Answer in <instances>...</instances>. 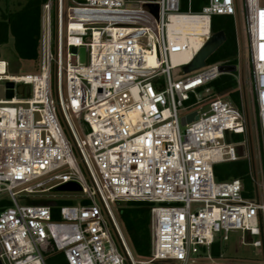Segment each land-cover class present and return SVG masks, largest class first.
Instances as JSON below:
<instances>
[{"label":"built area","instance_id":"1","mask_svg":"<svg viewBox=\"0 0 264 264\" xmlns=\"http://www.w3.org/2000/svg\"><path fill=\"white\" fill-rule=\"evenodd\" d=\"M241 2L253 126L264 149V0ZM73 3L66 11L64 0H56V8L53 0L42 7L38 74L12 75L8 63L0 62V200L11 202L0 210V263L47 264L51 251L67 264H197L202 257L213 262L211 246L224 245L231 232L242 233V245L261 249L264 261V179L261 185L242 97L237 106L209 86L231 74L219 64L184 72L212 37L213 18L235 21L237 0H206L198 12L191 0L188 11L182 0ZM149 5L158 6L157 15ZM74 47L86 49L84 65ZM187 55L192 58L184 61ZM7 82L14 84L11 99ZM193 113L197 119L183 125ZM232 136L246 139L234 143ZM240 160L250 166V197L240 180L215 178L216 165ZM69 183L84 195L78 205L27 202ZM130 201L152 204L151 249L144 260L132 256L111 208Z\"/></svg>","mask_w":264,"mask_h":264},{"label":"trees","instance_id":"2","mask_svg":"<svg viewBox=\"0 0 264 264\" xmlns=\"http://www.w3.org/2000/svg\"><path fill=\"white\" fill-rule=\"evenodd\" d=\"M188 1L182 0L184 10L188 9ZM47 0H26L19 9L2 12L0 14V61L2 59V48L13 41V47L20 61H39V46L41 33L42 7ZM206 4V0H191V9L198 12ZM54 26V21H53ZM54 30V27H53ZM223 32L226 40L221 47L206 61L208 65L219 64L221 66L239 65V48L235 21L232 17L218 16L212 20V33ZM201 45V44H200ZM200 48V47H199ZM198 48V49H199ZM191 55L185 56L190 60ZM237 71L231 74L221 75L216 81L210 83L214 93L227 95L232 98L237 106H241V96L237 89ZM215 178L218 182L240 180L248 196H253L255 190L252 180L250 166L247 161L240 160L232 163H223L214 167ZM32 204H49L42 200H27ZM87 203V202H84ZM71 202L59 201V207L70 205ZM11 202L7 199L0 200V210L7 208ZM117 214L123 224L129 241L139 259H147L151 249V207L152 204L142 201L117 202ZM53 218L58 219V208H53ZM220 243H214L210 248V256L218 260L222 255ZM206 252V249H203ZM47 264H67L66 259L60 253L49 252L46 254ZM197 264H208L199 262Z\"/></svg>","mask_w":264,"mask_h":264},{"label":"rangeland","instance_id":"3","mask_svg":"<svg viewBox=\"0 0 264 264\" xmlns=\"http://www.w3.org/2000/svg\"><path fill=\"white\" fill-rule=\"evenodd\" d=\"M82 0H64V11H66L69 7L75 6L73 2H81ZM26 0H0V14L2 12L7 11H14L16 9H19L22 4H24ZM54 8H56V0H53ZM236 17H235V26H236V32H237V38H238V48H239V65L237 67V83L238 87L237 89L240 92V95L242 97V101L244 103V107L246 112L248 113L251 125H252V141H253V151L255 156V169L256 174L258 176V181L262 185L263 184V172L262 169L264 168V149L261 146L260 138L257 135L255 131L254 125V116L256 114L255 111V104H254V93H253V82H252V70L251 65L249 61L248 56V50H247V36H246V22H245V16H244V6L241 2V0H237L236 4ZM183 11H188L183 9ZM54 17V30H53V54L54 58L56 57L57 49H56V36H57V27L58 22L56 23V13L53 12ZM2 59L5 60L8 63V73L12 75H31V74H38L40 72V63L38 62H31V61H20L14 51L13 47V41L11 40L8 45L2 48ZM75 64V62H73ZM55 66V64H53ZM4 86L5 83H0V99H3L4 96ZM52 96L53 100L55 101L57 105V92H56V83H55V67H54V73H53V81H52ZM223 98H227L230 101H233L231 97L227 95H221ZM60 116V115H59ZM61 119V117H60ZM245 137H236L232 136V142L237 143L244 141ZM90 183V181H89ZM52 184L46 185V188L52 186ZM30 200H42L52 203H58L59 201H67L71 202L70 205H78L79 201L84 195L82 193H75V192H62L59 190H51L49 192L41 193V194H35L29 196ZM97 203L102 209L106 220L107 216L103 210V207L100 203V201L97 199ZM20 204L24 205L26 204V200H21ZM112 211L114 213L115 220L120 228V231L123 234V237L127 243V246L132 253V256L135 260H141L138 258L135 250L133 249L129 238L127 237V234L124 230L123 224L117 214V207L114 205H111ZM109 228L111 230V234L113 237V240L115 241L119 251L121 254L124 255L123 250L120 246V243L116 237V234L114 230L112 229V226L110 225L109 221ZM241 232H231L229 234V240L224 243L222 246V255L218 260H213L211 262L209 259L202 257L198 259V262H205L208 264H264V261L262 260L261 255V249H257L253 247L252 245H242L241 244ZM261 237H256L253 239V241L261 240ZM247 242H252L250 238L247 237ZM264 248V245H263ZM262 248V251L264 250ZM264 253V251H263ZM144 260V259H143ZM128 264V263H126Z\"/></svg>","mask_w":264,"mask_h":264},{"label":"water","instance_id":"4","mask_svg":"<svg viewBox=\"0 0 264 264\" xmlns=\"http://www.w3.org/2000/svg\"><path fill=\"white\" fill-rule=\"evenodd\" d=\"M149 8H151L152 11L155 13V15H157L158 13L157 5H149ZM225 40H226V37L223 32L213 34L212 37L209 39V41L204 45V47L195 56L193 61L188 66L184 67V72L189 73V72H193L195 70L205 67L207 59L211 57L212 54L215 53L221 47V45L225 42ZM72 53L74 55L78 54L79 63L81 65H84L86 63V49L84 47L79 48V49L74 47L72 48ZM220 71L223 73H234L237 71V67L236 66H222L220 67ZM6 87L10 89L7 92V98L9 99L13 98L12 89L14 87V84L11 82H7ZM18 90H19V93L22 95L24 86H19ZM27 96H29V87H27ZM194 119H197V113H193L192 115L182 119V124L185 125L187 123H190ZM57 190L62 191V192H79L81 191V188L75 183H69V184L59 187Z\"/></svg>","mask_w":264,"mask_h":264},{"label":"bare ground","instance_id":"5","mask_svg":"<svg viewBox=\"0 0 264 264\" xmlns=\"http://www.w3.org/2000/svg\"><path fill=\"white\" fill-rule=\"evenodd\" d=\"M185 58V57H184ZM191 60V59H190ZM184 61H189V60H185ZM3 62V61H0ZM0 73H4V67H3V63H0Z\"/></svg>","mask_w":264,"mask_h":264}]
</instances>
